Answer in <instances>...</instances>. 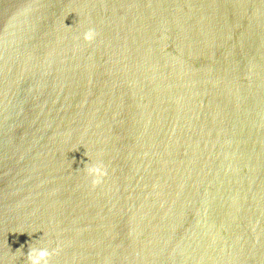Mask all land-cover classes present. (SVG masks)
I'll list each match as a JSON object with an SVG mask.
<instances>
[{"label": "water", "instance_id": "95a60500", "mask_svg": "<svg viewBox=\"0 0 264 264\" xmlns=\"http://www.w3.org/2000/svg\"><path fill=\"white\" fill-rule=\"evenodd\" d=\"M33 247L264 264V0H0V264Z\"/></svg>", "mask_w": 264, "mask_h": 264}, {"label": "clouds", "instance_id": "9594fccd", "mask_svg": "<svg viewBox=\"0 0 264 264\" xmlns=\"http://www.w3.org/2000/svg\"><path fill=\"white\" fill-rule=\"evenodd\" d=\"M96 32L94 29L89 28L83 34V39L85 42H91L95 39ZM83 171L88 177H91V183L93 186L101 183L102 179L106 176V169L103 163L100 161H93L87 163ZM51 253L46 247H33L30 248L27 253L28 264H49V257Z\"/></svg>", "mask_w": 264, "mask_h": 264}]
</instances>
